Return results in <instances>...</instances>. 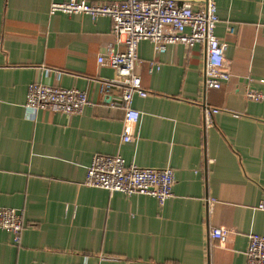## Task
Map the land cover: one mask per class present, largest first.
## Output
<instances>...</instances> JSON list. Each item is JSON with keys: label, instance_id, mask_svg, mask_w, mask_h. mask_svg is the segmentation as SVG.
Masks as SVG:
<instances>
[{"label": "crops", "instance_id": "obj_1", "mask_svg": "<svg viewBox=\"0 0 264 264\" xmlns=\"http://www.w3.org/2000/svg\"><path fill=\"white\" fill-rule=\"evenodd\" d=\"M215 1L230 81L204 90L202 44L159 53L141 41L135 71L148 95H134L140 119L125 142L123 87L98 63L126 51L112 19L51 13L53 0H0V207L25 222L20 244L0 231V264H246L249 235L264 236V99L247 97L264 93V0ZM33 83L80 89L91 103L80 115L32 117ZM205 106L221 110L210 127ZM96 155L173 169V196L161 205L85 185ZM218 226L232 232L226 243L211 237Z\"/></svg>", "mask_w": 264, "mask_h": 264}, {"label": "built area", "instance_id": "obj_2", "mask_svg": "<svg viewBox=\"0 0 264 264\" xmlns=\"http://www.w3.org/2000/svg\"><path fill=\"white\" fill-rule=\"evenodd\" d=\"M84 13L96 20L108 16L113 22V34L126 51L99 55L98 63L117 72V82L122 85V104L125 109V131L122 139L132 141V129L140 119V112L132 107L135 94L146 97L148 92L142 87L141 77L136 74L138 47L143 40H149L159 53H164L170 45H183L189 51L194 45L206 48L203 73L204 90H219L231 79L226 52L228 43L216 35L220 21L215 0H205L196 7L193 1L179 0H53L51 13ZM234 30L231 29V33ZM152 71V69H150ZM248 99L259 101L264 93L248 90ZM91 101L86 92L65 89L41 83L29 86L25 109L35 117L41 110H51L65 115H80ZM219 108L205 106L203 122L206 127L214 123ZM85 185L103 188L110 193L126 195L145 194L155 197L161 205L173 196L176 183L171 168H147L127 165L119 155H96L87 169ZM215 204V199H207V206ZM264 209V200L261 203ZM210 211V210H209ZM24 213L18 209L0 207V231H6L20 244L24 230ZM231 231L225 227H214L211 237L226 243ZM246 264H264V236L251 233L246 250Z\"/></svg>", "mask_w": 264, "mask_h": 264}]
</instances>
